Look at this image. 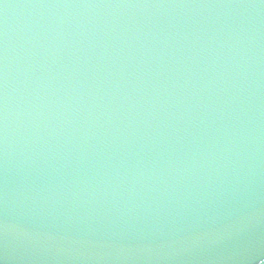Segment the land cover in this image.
<instances>
[{
  "label": "water",
  "instance_id": "obj_1",
  "mask_svg": "<svg viewBox=\"0 0 264 264\" xmlns=\"http://www.w3.org/2000/svg\"><path fill=\"white\" fill-rule=\"evenodd\" d=\"M0 264H264V0H0Z\"/></svg>",
  "mask_w": 264,
  "mask_h": 264
}]
</instances>
